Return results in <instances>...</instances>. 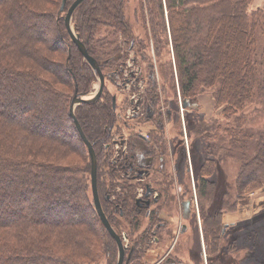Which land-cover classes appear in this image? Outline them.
I'll return each instance as SVG.
<instances>
[{"label": "trees", "instance_id": "trees-1", "mask_svg": "<svg viewBox=\"0 0 264 264\" xmlns=\"http://www.w3.org/2000/svg\"><path fill=\"white\" fill-rule=\"evenodd\" d=\"M62 1L0 0V264H95L104 258L116 264L118 257L94 205L88 148L70 115L73 97L91 91L96 74L70 37ZM126 1L86 0L73 16L90 55L99 63L114 57L107 66L126 59L104 51L105 44L117 51L119 37L132 35ZM252 1L139 0L135 12L149 26L148 40L166 82L163 93L168 96V83L174 91L165 103L178 111L179 93L184 101L197 102L198 95L211 90L223 116L237 120L217 125L228 135L211 147L212 158L199 173L211 264H241L234 256L239 251L224 238L222 212L206 210L216 190L209 179L215 155L221 151L240 163L237 200L264 186V131L247 127L245 113L259 100L264 103V5L250 10ZM159 92L157 83H150L147 99ZM75 113L96 152L104 212L119 232L121 209L131 223L139 217L133 215L137 186L123 184L110 161L118 123L111 96L83 102ZM77 153L83 164L70 160ZM102 168L106 171L99 172Z\"/></svg>", "mask_w": 264, "mask_h": 264}, {"label": "rangeland", "instance_id": "rangeland-1", "mask_svg": "<svg viewBox=\"0 0 264 264\" xmlns=\"http://www.w3.org/2000/svg\"><path fill=\"white\" fill-rule=\"evenodd\" d=\"M74 1L75 0H66V4H72ZM126 3L127 19L132 30V35L130 34L127 37L130 40L121 35L119 37V43H117L119 46L117 51L115 50L116 46L114 47L112 44H110L111 46L109 44H105L106 49H104L106 53L125 55L126 59L125 61H121V63L118 65L119 67L116 65L107 66L108 62H110V60L114 57H108V59L103 58L100 60L102 65L101 69L103 67L102 72L105 75V87L102 94L105 93L111 96L112 103L118 117V113L120 114V111L122 112L121 115L126 117L127 111L130 109L128 100L133 94H138L141 90L146 92L145 84L148 83V77H152L154 80L152 83H157L159 86V97H155L156 103L160 104L159 107H162V101L167 102L170 99H173L172 96L174 97V91L169 83L166 87H164L165 93H167L168 96H165L163 93L162 86H164V83L166 85V82L163 83V80L160 79L157 58L154 51V44L152 41L148 40L149 26H145L140 15L138 16L135 14L136 8L139 6V0H127ZM263 5L264 0H253L250 10ZM64 11H62L63 15H66L67 11ZM100 29L102 31V25L100 26ZM92 47L94 50H96L93 44ZM141 53L146 55V57H142ZM141 71V78L146 77L147 82L144 84L143 81V83H140L141 86H138L137 83L132 85V78L134 77H132L131 73H134L136 76ZM98 83L99 80L98 76L96 75V79L92 84V89L89 91V94H93L98 89ZM212 94L213 93L211 90L201 93L197 96V102H192L188 99L184 101L181 98L180 93L178 94L180 110L177 112L181 117L180 124L183 132V139L187 143V159L190 170L188 173H190L191 176H193V173H198V179L200 177L199 173L202 165L208 159L212 158L210 154V150L212 149L211 147H214L219 139H224L226 138V135H228L226 132L227 129L219 131L217 129V125L220 124L227 127L237 121L236 118L226 119L223 116L222 108L215 106V101ZM262 100H259L255 105L251 106L245 111V113L249 114V119L246 126L250 127L255 133L264 131V103ZM184 118L186 120H184ZM117 126L118 131H120L117 132L118 135L122 132L121 129L123 128L120 118L118 119ZM116 139L117 136L115 135L112 147L114 151L110 161L115 160L116 148L119 147V143H116ZM104 156V159L108 158L107 154ZM215 158L216 165L209 179L215 182L216 190L213 200L211 202H205V205L207 206L206 210L210 214H213L216 211L222 212V231L225 233L224 238L228 239L229 237V240L232 242L230 246H233V249L239 251L238 254H235L234 256H237L236 258H238L241 264H264V186L247 191L243 198L237 200L235 181L239 171V161L229 157L224 158L221 151L219 154L215 155ZM70 160L73 162H80L81 164L85 162L84 157H82L80 153H77L76 155L74 154L72 157H70ZM100 171L105 172L106 169L102 168L99 170V172ZM107 171L109 174V169H107ZM118 176L122 177L120 172L118 173ZM194 183L195 182L192 180V185L195 188ZM197 217L198 257L199 254H201V258H198V264H211L210 253L205 246L206 238L203 232V218L199 194ZM117 219L122 224L121 230H119V232L126 236L127 242V240L131 239L129 236V231L134 233L133 225L131 221L129 222V220L125 219L124 217L123 220L117 215ZM166 220L168 221L169 219L166 218ZM192 239L193 237L189 236L188 240L185 242L186 245H184L183 248L176 249V252H178L179 256L183 254L188 255L186 251L188 250ZM226 242H228V240H226ZM190 246H192V243ZM144 254H146V251ZM157 255V253L151 255L150 257H147L146 255L142 259V261H144L142 263L153 264L159 257V255ZM97 262L95 264H107L105 258Z\"/></svg>", "mask_w": 264, "mask_h": 264}, {"label": "flooded vegetation", "instance_id": "flooded-vegetation-1", "mask_svg": "<svg viewBox=\"0 0 264 264\" xmlns=\"http://www.w3.org/2000/svg\"><path fill=\"white\" fill-rule=\"evenodd\" d=\"M141 74L131 73L132 85L147 82ZM152 81L148 77L146 92L141 90L128 100L126 117L121 111L117 116L123 128L118 135V126L115 128L119 147L114 162L122 175L120 181L137 186L133 215L139 221L132 223L134 233L129 231L127 242L126 236L115 230L125 247L124 264H144L146 255L156 253L159 257L153 264H198V173H188L187 143L175 107L164 101L159 107L154 95L147 99ZM120 213L122 218V209ZM189 236L193 239L188 255L179 256L176 249L183 248Z\"/></svg>", "mask_w": 264, "mask_h": 264}, {"label": "water", "instance_id": "water-1", "mask_svg": "<svg viewBox=\"0 0 264 264\" xmlns=\"http://www.w3.org/2000/svg\"><path fill=\"white\" fill-rule=\"evenodd\" d=\"M86 0H75L70 7L68 8L66 15L64 16V21L65 25L67 27V30L70 34V37L74 44L77 46V48L80 50V52L83 54L84 58L86 61L90 64L92 69L94 70L95 74L98 76V89L93 93L89 94V92L85 93H77L71 102L70 106V115L73 118L76 127L78 129V132L85 142L88 152L91 157V162H92V167H91V187H92V194H93V201L95 208L97 210V213L105 227V229L109 232V234L114 238L118 245V258H117V263L116 264H124V257H125V247L122 242L121 236L116 232L112 224L110 223L108 217L106 216L101 198H100V193H99V187H98V179H97V156L96 152L94 150L93 145L91 142L88 140L86 135L84 134L82 127L76 117V108L79 104L83 102H92L100 99L102 96L104 87H105V75L102 72L101 69V63H99L96 58H94L90 53L88 52L84 42L80 39L79 34L77 33L76 27L73 24V16L78 8V6L83 3ZM66 6V0H63L62 6H61V11L65 9ZM186 105V104H185Z\"/></svg>", "mask_w": 264, "mask_h": 264}]
</instances>
